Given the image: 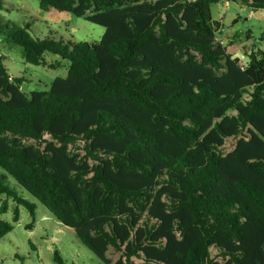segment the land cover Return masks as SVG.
I'll return each mask as SVG.
<instances>
[{
	"label": "trees",
	"instance_id": "1",
	"mask_svg": "<svg viewBox=\"0 0 264 264\" xmlns=\"http://www.w3.org/2000/svg\"><path fill=\"white\" fill-rule=\"evenodd\" d=\"M223 1L39 0L103 27L88 43L34 39L0 0V36L26 64L69 62L27 96L0 56V195L34 215L12 178L102 264H264V53L242 66L217 41ZM18 220L17 206L0 239Z\"/></svg>",
	"mask_w": 264,
	"mask_h": 264
},
{
	"label": "rangeland",
	"instance_id": "2",
	"mask_svg": "<svg viewBox=\"0 0 264 264\" xmlns=\"http://www.w3.org/2000/svg\"><path fill=\"white\" fill-rule=\"evenodd\" d=\"M6 11L2 12L4 21L24 27L30 24L29 34L34 39L51 36L70 42H98L104 28L67 12L41 11L39 0H4ZM247 0L223 1L212 6V17L219 22L216 39L226 47L227 52L239 58L242 66L248 63L250 51L264 53V10L255 12L247 6ZM0 56L2 64L11 77H23L22 91L28 96L32 91H47L56 78H65L69 62L59 57L44 54L45 65L26 64L22 49L4 42L0 36ZM45 139H49L48 136ZM235 139H227L222 152L231 151ZM27 144H33L27 141ZM84 160L83 142H76L68 148ZM89 163H92L89 161ZM8 184L14 188L19 198L36 206L31 216L24 205L18 204L6 195H0V204L7 202V212L0 213V220L12 223L13 210L18 206L19 220L13 223V230L0 239V264H56L54 253L62 258L64 264H102L85 247L80 245L73 234L61 228L52 215L18 184L8 177ZM146 220L145 216L143 221ZM211 256L218 258V252L211 248ZM107 256L113 262L120 256L112 248Z\"/></svg>",
	"mask_w": 264,
	"mask_h": 264
}]
</instances>
